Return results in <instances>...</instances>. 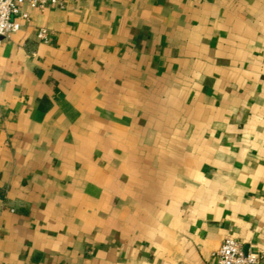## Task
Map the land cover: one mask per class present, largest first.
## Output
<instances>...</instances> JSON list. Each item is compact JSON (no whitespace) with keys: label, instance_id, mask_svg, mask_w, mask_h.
<instances>
[{"label":"crops","instance_id":"obj_1","mask_svg":"<svg viewBox=\"0 0 264 264\" xmlns=\"http://www.w3.org/2000/svg\"><path fill=\"white\" fill-rule=\"evenodd\" d=\"M21 12L0 38V264H219L228 236L264 263V0Z\"/></svg>","mask_w":264,"mask_h":264},{"label":"built area","instance_id":"obj_2","mask_svg":"<svg viewBox=\"0 0 264 264\" xmlns=\"http://www.w3.org/2000/svg\"><path fill=\"white\" fill-rule=\"evenodd\" d=\"M24 5L37 10H44L49 6L63 8L65 0H0V38H9L21 29V24L15 21L16 16L29 19L27 13L21 12ZM47 36L46 29H41L37 35L41 40H46ZM218 258L219 264H264L261 255L245 253L232 236L223 241Z\"/></svg>","mask_w":264,"mask_h":264}]
</instances>
